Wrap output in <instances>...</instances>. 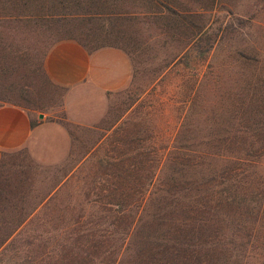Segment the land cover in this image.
Returning <instances> with one entry per match:
<instances>
[{
    "label": "rangeland",
    "instance_id": "1",
    "mask_svg": "<svg viewBox=\"0 0 264 264\" xmlns=\"http://www.w3.org/2000/svg\"><path fill=\"white\" fill-rule=\"evenodd\" d=\"M114 1L127 11L121 19L83 26L74 21V30L92 33L84 35L90 47L111 44L125 49L133 64L131 84L111 95L94 128L71 126L74 148L62 161L41 163L27 149L2 159L0 209L7 211H0V217L11 223L16 217L27 219L18 235L0 248V264H62L70 240L80 237L88 248L84 233H93L89 239L100 238L112 249L120 247L115 238L130 231L138 210L134 204L144 198L142 190L158 153L175 151L178 136L189 147L193 139L198 144L222 135L226 109L235 101L227 92L249 75L263 77L264 0ZM6 2L9 9L17 5ZM24 11L22 17L30 16L28 8ZM64 27L44 20L33 25L3 22L0 105L65 117V88L49 83L40 71L45 53L69 35ZM78 101L72 105L86 118L102 107L96 92ZM237 120L230 125L236 128ZM138 152L149 154L150 161L129 159ZM11 207L17 210L13 213ZM10 227H0V236ZM263 242L261 237L256 244ZM263 246L256 250L259 262L252 264H263Z\"/></svg>",
    "mask_w": 264,
    "mask_h": 264
},
{
    "label": "trees",
    "instance_id": "2",
    "mask_svg": "<svg viewBox=\"0 0 264 264\" xmlns=\"http://www.w3.org/2000/svg\"><path fill=\"white\" fill-rule=\"evenodd\" d=\"M112 2L13 0L12 4L17 5L9 9L6 0H0V26L5 21L33 25L35 21L44 20L66 26L64 29L69 35L64 38L75 40L89 50L119 47L111 44L90 47L84 35L92 33L74 30V21L82 22L83 26L86 22H107L110 17L121 19L126 15L124 8H118L115 1ZM27 8L30 16L24 18ZM3 44L0 41V46ZM43 66L41 73L54 84ZM0 72L3 73L2 69ZM262 76L249 75L242 79L239 88L227 92L228 98L235 101L226 109L228 118L222 135L201 140L198 144L193 139L189 147H185L184 139L178 136L175 151L158 153L156 165L152 164V170L148 171L144 191L141 189L144 198L134 204L138 210L136 219L129 222L130 231L115 238L120 240V247L112 249L100 238L98 241L89 239L93 233H84L81 238H87L88 248L81 245L80 237L74 243L69 239L72 246L70 250L66 247L61 263L72 264V260L78 264L259 262L256 250L264 245V242L263 245L256 244L261 237L264 238V74ZM234 82L239 84L238 80ZM239 117L243 118L237 120ZM233 119L237 120L236 128L230 125ZM129 159L145 163L151 158L149 154L138 152ZM127 174L134 175V172L128 170ZM41 205L39 203L34 210ZM16 210L11 207V212ZM0 211H7V207ZM0 218L3 222L0 227L6 223L11 226L0 236L1 248L18 235V229L27 218L16 217L13 223L5 216ZM32 243L33 240L28 241L29 245ZM91 248L94 249L91 251ZM78 250L81 253L75 257L72 253ZM69 256L71 261L66 260Z\"/></svg>",
    "mask_w": 264,
    "mask_h": 264
},
{
    "label": "crops",
    "instance_id": "3",
    "mask_svg": "<svg viewBox=\"0 0 264 264\" xmlns=\"http://www.w3.org/2000/svg\"><path fill=\"white\" fill-rule=\"evenodd\" d=\"M44 63L52 82L66 90L65 117L50 118L19 105H0V163L23 149L44 164L62 161L74 148L71 126L94 128L105 115L111 95L127 89L133 78L130 55L114 46L89 50L75 40H61L49 49ZM95 92L101 98V110L86 118L73 105Z\"/></svg>",
    "mask_w": 264,
    "mask_h": 264
},
{
    "label": "water",
    "instance_id": "4",
    "mask_svg": "<svg viewBox=\"0 0 264 264\" xmlns=\"http://www.w3.org/2000/svg\"><path fill=\"white\" fill-rule=\"evenodd\" d=\"M41 116L43 117V114H41Z\"/></svg>",
    "mask_w": 264,
    "mask_h": 264
}]
</instances>
